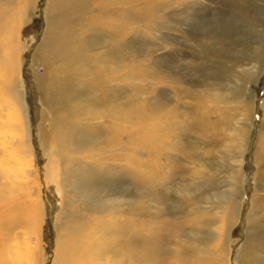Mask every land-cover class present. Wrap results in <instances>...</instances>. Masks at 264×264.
<instances>
[{
    "label": "rangeland",
    "instance_id": "obj_1",
    "mask_svg": "<svg viewBox=\"0 0 264 264\" xmlns=\"http://www.w3.org/2000/svg\"><path fill=\"white\" fill-rule=\"evenodd\" d=\"M47 5L48 0H39L36 15L21 28L26 47L21 77L39 172L46 162L42 139L36 136L43 109L31 63L45 31ZM70 13L78 34L75 47L83 38L84 53L95 57L102 76L78 64L80 76L69 86L74 101L58 116L53 114L58 118L55 135L61 134L56 139L70 132L77 140L55 139L51 145L57 151L62 195L59 199L45 187L44 237L50 253L56 246V221L65 217L75 227L87 221L77 206L85 197L79 196L75 174L66 173L65 161L70 160L88 170L92 208L115 221L105 223L101 235L102 225L96 229L94 221L88 222L82 234L86 239L94 231L97 240L92 239L91 249L97 250L98 261L103 262V254L119 253L122 243L128 261L140 252L150 257L140 264H228L224 247L216 249L211 239L196 251L189 233L214 235L224 221L218 210L240 205L229 264H264V0H83L82 8ZM222 49L239 61L234 69L238 75L254 74L238 99L231 98L240 83L228 74L231 62L226 66L214 54ZM109 104L115 105V117L107 115ZM94 153L117 156L108 172L95 170L96 160L93 168L86 164ZM203 177L213 186L203 185ZM196 185H202L198 194L216 188L208 193L211 199L195 203L190 196ZM189 187L193 194L185 196ZM117 202L126 210H114Z\"/></svg>",
    "mask_w": 264,
    "mask_h": 264
},
{
    "label": "bare ground",
    "instance_id": "obj_2",
    "mask_svg": "<svg viewBox=\"0 0 264 264\" xmlns=\"http://www.w3.org/2000/svg\"><path fill=\"white\" fill-rule=\"evenodd\" d=\"M38 1L0 0V233H4V235L0 234V264H140V260L141 262L142 260H149L150 257L146 254L140 256V252L137 256L135 255L136 253L134 255L131 254L128 257V261L126 259L127 253L121 248L122 243L119 253L115 252V255L103 254L106 255L102 257L104 259L103 262L98 261L94 254L97 250L92 251L94 249H91L94 242H92V239L97 240L95 236L93 238L94 231H92V234H88L86 239L82 236L89 227L88 222L94 221L96 229L102 225L101 230H97V233L100 235L105 223L112 225V222H115L109 219L108 216H105V214L102 215V211L98 208L96 212L90 205L94 198L92 197V189H88L86 185L87 181L89 182L86 179L88 170H84L82 162H78L77 164L68 160L65 161V164H69V169L66 173L70 174L72 172L75 174V184L80 189L79 196L86 198H83L84 203L77 206L84 213L87 221L85 220L82 225L75 227L72 226L74 224L72 221L62 217V219L55 222L57 238L56 246H54L55 250L52 253H50L45 241L46 203H48L45 199V187H48L52 191V194L57 195L59 199L62 195L61 183L57 176L59 164L54 159L57 151L53 147L54 145L51 146L52 141H55L56 137L59 138L61 134L55 135V126L58 123V118H54L53 114L56 113V116H58L67 107L69 102L72 103L74 101L69 86L75 78L80 76L78 64L80 66H89L91 74L95 77L102 76V73L97 72V69H95V57L91 59L84 53L83 38L78 39V48L75 47L78 34L72 29L73 26L70 25L72 20L75 19V15L70 13V11L80 10L83 6V0H48V5L44 11L45 31L40 47L35 52L31 63V67L35 73V80L41 93V101L38 102L40 109H43L42 120L37 125L36 134L37 139H42L40 150L46 161L40 173L39 166L36 163L38 153L33 144L31 111L26 99L27 92L24 81L21 77V67H23L21 56L26 50L21 28L36 15ZM120 9L121 12H124L125 5L122 4ZM67 13H70L69 18ZM121 29L123 30V26ZM214 54L220 61L226 63V66L231 62V65L227 66L229 67V72H227L232 77L235 76L238 82H240L231 98L238 99V95L246 91L245 86L253 80L254 74L251 71H242V74L238 75L239 72L237 73L234 69L237 67L239 61H235L233 57L231 58L229 52L224 49L219 52L214 50ZM41 66L44 68V71L39 73V67ZM119 79V81H123L121 80L122 78L119 77ZM110 81L111 83L113 82L109 78L108 83ZM111 83L110 86L108 85L109 91L113 88ZM114 107L115 105L109 104L107 115L115 117L114 112L116 111ZM111 122L113 124L115 119ZM59 140L75 143L77 139H74L73 134L70 132H65L60 139H56V141ZM262 143H264V139ZM80 145H83V143L81 142ZM86 149L90 152L93 151L89 146ZM100 156L94 153L91 157L87 158L86 164L93 168L91 164L96 160L97 163L94 168L101 171L103 168L106 170L108 167L109 169L112 163L110 161L117 158L115 154L108 155L109 159L106 158L107 156L103 158H100ZM159 165L161 166L162 164L159 163ZM164 165L162 167H165ZM200 180L204 183L203 185L210 184L213 186L208 182L207 177H203ZM201 188L202 185L201 187L196 185L194 194L191 187L185 189L183 193L185 196L186 193L189 196L193 194L190 198H193L195 203L199 201L205 203L206 200L208 201L212 197L211 195L208 196V193L216 188L210 189L207 187L205 189L207 190V195L204 192L201 194L196 193ZM74 189L76 188L73 187ZM69 192L73 193L71 190ZM201 195L202 198L200 199ZM214 196L218 198L219 193ZM109 200L112 201L113 199L109 198ZM99 201L102 202V199L100 198ZM123 201L126 203V198ZM101 202H99V207H102ZM239 207L240 205L234 208L222 207L225 210H218L219 213L223 214L224 221L217 227L218 231L212 233L214 234L212 236L200 237L201 231L197 230L195 232L191 230L189 239L192 240L190 242L192 249L200 251V245H204L206 241L212 239L216 249L219 250L224 247L227 250V261L229 264L230 250L233 245L232 228L237 212H239ZM118 209L122 211L125 208L117 202L114 210L118 211ZM127 211L131 212L129 208H127ZM7 218H10V222ZM122 223L125 224L124 222ZM127 230L129 231V229ZM71 231H76L77 233H74V236H72L70 235ZM129 233L131 234V231ZM100 235H97V237ZM183 245L181 244L182 248ZM184 247V255L191 259L186 254L187 247L185 245ZM119 254L121 255L120 258L118 257ZM241 255L244 257V253ZM193 259L196 261L198 258L193 257ZM184 263L187 264L189 262L185 261Z\"/></svg>",
    "mask_w": 264,
    "mask_h": 264
}]
</instances>
